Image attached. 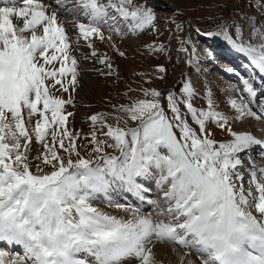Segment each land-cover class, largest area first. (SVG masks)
Instances as JSON below:
<instances>
[{
  "label": "snow or ice",
  "instance_id": "6c2138e0",
  "mask_svg": "<svg viewBox=\"0 0 264 264\" xmlns=\"http://www.w3.org/2000/svg\"><path fill=\"white\" fill-rule=\"evenodd\" d=\"M156 21L147 0H22L20 7H0V243L22 250L10 256L0 249V264H162L153 251L158 243L186 250L179 264H194L192 253L199 264H264V167L250 156L254 147L264 156V140L234 131L211 88L206 108L194 106L198 94L189 80L180 97L144 89L145 98L120 105L119 115H91L87 157L77 143L80 133L68 127L70 90L80 75L73 52L81 42L95 57L91 41L105 39L102 26L137 35L158 32ZM175 27L180 31L183 23ZM202 34L222 37L264 75V30L251 28L257 44L245 40L236 22L221 21ZM190 43L181 41L180 51L188 52L183 45ZM99 62L112 67L106 56ZM240 80L243 94L255 97L253 83ZM243 94L228 100L234 119H260ZM209 123L231 139H213ZM34 143L42 147L35 170ZM118 191L150 210L114 201L111 193ZM101 196L128 218L95 207Z\"/></svg>",
  "mask_w": 264,
  "mask_h": 264
},
{
  "label": "rangeland",
  "instance_id": "374dc122",
  "mask_svg": "<svg viewBox=\"0 0 264 264\" xmlns=\"http://www.w3.org/2000/svg\"><path fill=\"white\" fill-rule=\"evenodd\" d=\"M20 1L15 6H22V0ZM136 2L141 3L143 0H136ZM147 4L155 9L158 32L148 29L143 33L133 35L127 29H123L122 34H117L110 32L107 26H102L101 31L105 39L101 41L98 38H92L91 41L97 51V56H91L92 50L85 46L83 41L81 47L73 52L79 61L80 75L76 91L71 92L70 90L74 98V106H67V111L73 113L69 117L68 127L74 134L80 133L81 138L77 143L81 154L87 157L91 151V145L85 138L92 131L89 121L91 115L97 113L111 114L112 117L119 115L117 109L120 105L145 98L144 89H155L164 94L173 91L177 97H180L183 83L189 80L198 94V98L193 100L194 106L207 107L206 91L211 88L217 111L222 112L228 118L229 126L234 131L251 132L256 138L264 140V75L257 72L248 60L237 53L222 37H209L202 34L216 30L221 21L236 22L242 28L246 41L253 44L259 43V40L250 34V30L253 27L258 31L264 30V0H147ZM168 18L175 23H183V29L177 31L175 23L169 21ZM13 19L16 22L15 18ZM196 29L200 30V34ZM229 31L235 37V30L230 28ZM184 40H191L190 44L183 45L188 48V52L180 51L181 41ZM217 44L225 48H223L224 53H216ZM150 45H163L165 51H152L149 48ZM103 56H106L107 63L112 65L111 69L99 62ZM189 59L192 61L191 64L188 63ZM160 66L165 68L164 73L157 71ZM83 74L87 76V81L89 80L86 89H83ZM161 76L163 79L160 78ZM241 76L253 83L256 91L255 97L243 94ZM242 94L246 101H251L250 106L261 117V121L254 117L239 121L234 119L237 113L230 107L228 100L231 98L239 101ZM68 96L69 93H65L63 98L67 99ZM162 102L167 110L166 100ZM181 108L183 110V105ZM256 122L260 123L256 124ZM108 123L114 124L115 120L110 117ZM189 123L197 127L191 120ZM207 127L216 141L224 142L231 139L226 131L221 130L215 124L209 123ZM105 150L113 153L112 149L106 148ZM41 151V145L34 143L30 154L33 170H35V164L39 163L33 158ZM250 156L251 161L255 162L257 167H264V156H261L259 148L254 147ZM241 158L245 167H251V162L244 154H241ZM45 171L48 169L46 168ZM241 171L244 169L242 168ZM247 179L248 174L245 172V187H247ZM153 184L154 182H146L149 187H154ZM121 192L127 194V192ZM115 195L119 198V195L116 193ZM148 195L154 198V193ZM102 201L101 197L99 201H93V204L112 215L128 218L127 213L119 214L115 208L109 207L108 203H101ZM117 201L138 206L129 200L118 199ZM137 202L140 203V207L143 205L140 201ZM147 207L149 208L148 205ZM0 249H8L10 256L14 251H22L19 248L13 249L2 244H0ZM189 258L194 264H199L195 253L190 254Z\"/></svg>",
  "mask_w": 264,
  "mask_h": 264
},
{
  "label": "bare ground",
  "instance_id": "6f19581e",
  "mask_svg": "<svg viewBox=\"0 0 264 264\" xmlns=\"http://www.w3.org/2000/svg\"><path fill=\"white\" fill-rule=\"evenodd\" d=\"M20 2V0H0V7H5V6H13L15 5L16 3ZM45 3H49L51 2V0H44ZM18 7V6H16ZM131 42V41H130ZM84 71V70H83ZM89 81V80H88ZM87 81V76L85 74H83L82 76V83H83V89L87 87L88 85V82ZM259 121H261V119H259ZM260 122H256V124H259ZM154 186V184H153ZM115 193L117 195H119V198L118 196L116 197ZM102 197V196H101ZM101 197L99 199H101ZM111 197L114 201L116 202H119V203H122L120 201H117L118 199L119 200H123V201H131V202H135L138 206H140L137 201H139L135 196L131 195L130 193H122L121 191H118V192H112L111 193ZM96 200V201H99ZM102 202L101 203H107L104 198L102 197ZM141 202V201H140ZM142 203V202H141ZM122 204H125V203H122ZM127 204V203H126ZM142 209L143 211L147 212L149 211L150 209L147 207V204H143L142 206ZM116 211L119 213V214H124V212L120 211V210H117ZM116 212V213H117ZM2 245H5V246H8L6 244H3V243H0ZM8 249H6L5 251H7ZM153 251L155 253V256H156V259L157 261H160L162 263H165V264H177L179 263V255L180 254H183L184 249H181L179 246H176V251L174 252L173 251V246L169 245V244H156L155 247L153 248ZM133 264H135V262L133 261Z\"/></svg>",
  "mask_w": 264,
  "mask_h": 264
},
{
  "label": "trees",
  "instance_id": "16d2710c",
  "mask_svg": "<svg viewBox=\"0 0 264 264\" xmlns=\"http://www.w3.org/2000/svg\"><path fill=\"white\" fill-rule=\"evenodd\" d=\"M258 25V24H257ZM224 47L223 46H221V45H218L217 44V47H215V51H216V53H218V54H220V53H224V49H223Z\"/></svg>",
  "mask_w": 264,
  "mask_h": 264
}]
</instances>
